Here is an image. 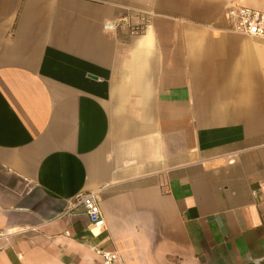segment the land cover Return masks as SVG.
Returning <instances> with one entry per match:
<instances>
[{
    "label": "crops",
    "instance_id": "crops-1",
    "mask_svg": "<svg viewBox=\"0 0 264 264\" xmlns=\"http://www.w3.org/2000/svg\"><path fill=\"white\" fill-rule=\"evenodd\" d=\"M230 3L264 9L0 0V264H264V38Z\"/></svg>",
    "mask_w": 264,
    "mask_h": 264
},
{
    "label": "built area",
    "instance_id": "built-area-1",
    "mask_svg": "<svg viewBox=\"0 0 264 264\" xmlns=\"http://www.w3.org/2000/svg\"><path fill=\"white\" fill-rule=\"evenodd\" d=\"M225 17L229 25V30L246 36L264 38V9H258L244 4L230 3L225 7ZM104 27L110 28L112 24L106 23ZM70 206V208L81 206L85 210L90 218L88 226L89 233L97 234L104 228V216L98 203L96 192H78L72 198ZM11 233L6 229L0 228V242L8 240ZM94 251L101 256V264L120 263V255L116 249H101L95 247Z\"/></svg>",
    "mask_w": 264,
    "mask_h": 264
}]
</instances>
